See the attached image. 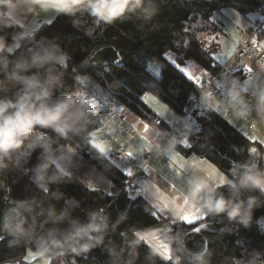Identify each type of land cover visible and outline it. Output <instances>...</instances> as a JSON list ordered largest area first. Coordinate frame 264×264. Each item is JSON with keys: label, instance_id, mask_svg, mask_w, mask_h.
Listing matches in <instances>:
<instances>
[{"label": "trees", "instance_id": "1", "mask_svg": "<svg viewBox=\"0 0 264 264\" xmlns=\"http://www.w3.org/2000/svg\"><path fill=\"white\" fill-rule=\"evenodd\" d=\"M14 1L0 0V101L18 102L28 89L25 80L35 76L51 90L45 101L49 106L72 101L68 113L74 114L75 123L67 136L37 126L27 138H19V147L0 153V178L8 209L5 236L0 240V263L23 264L27 249L43 246L52 264L61 260L69 264H240L246 255L250 264H264V225L260 222L264 219V192L251 183H242L248 175H264V164L259 161L253 165V142L213 109L196 106L192 110L191 117L200 124V131L189 150L205 155L230 176L231 181L219 185L213 197L223 196L240 208L235 218H229L227 211L209 212L207 219L223 220L235 228L206 231L208 250L204 255L194 256L184 250L181 236L191 225L182 222H173L170 253L162 255L137 234L158 220L145 197L132 196L126 190L114 197L103 189L89 188L50 159L57 147L71 145L120 186L126 178L89 143L98 114L119 104L152 127L169 128L142 95L151 91L181 116L200 87L163 54L173 50L181 62L192 58L214 72L218 67L212 50L222 30L215 12L232 7L241 13H263L264 0H128L130 10L109 22L97 20L86 10L64 9L28 34H22L21 27L6 14ZM133 4L137 6L131 8ZM42 37L66 54L64 65L51 55L43 67L32 65L35 53H48L38 41ZM105 44H114L121 60L86 66L94 48ZM151 58L163 63L159 76L149 69ZM76 64L82 68L77 70ZM53 68L54 76L50 74ZM236 90L245 97L241 88ZM81 92L93 97L95 103L90 105ZM12 111L15 109H9ZM34 175L47 184L46 192ZM103 208L100 226L89 229L79 240L83 254L71 251L60 259L62 245L71 244L77 229L88 225Z\"/></svg>", "mask_w": 264, "mask_h": 264}, {"label": "crops", "instance_id": "2", "mask_svg": "<svg viewBox=\"0 0 264 264\" xmlns=\"http://www.w3.org/2000/svg\"><path fill=\"white\" fill-rule=\"evenodd\" d=\"M40 3L41 0L14 1L11 5L16 4L19 10L13 18L18 19L21 15L23 18L19 22L24 23L34 16ZM261 16L259 11L241 13L232 7H223L215 12V19L221 23L222 30L215 41L214 50L223 47L222 55L219 56L213 54L212 50L215 66L220 67L230 59L242 34L256 25ZM247 61L254 71L247 72L239 65H230L232 74L225 78L222 94L214 98L202 97L198 106L218 112L244 134L253 142V146L258 147L260 161L264 164V23ZM206 72L210 71L201 66L196 73L186 76L197 82L199 76L196 75ZM236 87L241 88L245 97L238 93ZM205 98H208L209 104L205 103ZM168 116H159L168 126L179 118V114L172 109H169ZM168 129L152 127L129 108L118 104L107 112L99 113L96 124L89 132L90 145L112 162L126 179L130 176L126 177L122 171L134 174L126 151L139 157L143 156V152L147 153L143 174H139L135 182L137 184L139 181L138 195L150 202L158 220L155 224L138 230L137 234L164 256L169 255L174 240L173 222L189 224L188 221H191L196 224L206 220L210 212L206 206L208 197L211 196L214 202V190L231 181L230 176L208 157L189 150L200 131L199 123L193 121L176 131L168 140H164L162 132H167ZM96 168L100 175L93 179L95 184L92 189H103L113 194L118 186L117 182L112 176ZM259 176L264 179V175ZM42 184L47 187L44 181Z\"/></svg>", "mask_w": 264, "mask_h": 264}, {"label": "clouds", "instance_id": "3", "mask_svg": "<svg viewBox=\"0 0 264 264\" xmlns=\"http://www.w3.org/2000/svg\"><path fill=\"white\" fill-rule=\"evenodd\" d=\"M137 5H131V8ZM42 10L55 9L71 11L86 10L89 15L97 20L103 19L109 22L122 15L126 10H130L128 0H70V2H60L52 4H41ZM3 44L0 42V50ZM11 51V49H9ZM52 59L50 54L35 53L32 57V65L43 67L44 64ZM61 64L63 60L59 61ZM23 65H17L22 67ZM28 89L25 95L16 103L12 101H0V153L7 154L9 149L19 147L20 137L27 138V135L37 126L50 128L61 136H67L73 130L75 116L68 113V108L72 101L56 103L49 106L45 101L51 96V90L47 83H41L33 76L30 80H25ZM37 89H39L37 91ZM39 102V104H37ZM9 109L15 111L9 112ZM66 113H68L66 115ZM242 183H251L254 187L264 192V179L259 175H248ZM40 187L46 192L48 189L41 184ZM206 206L210 211L217 213L227 211L229 218H235L239 214L240 205H231L225 201L223 196L218 197L214 202L211 196L208 197ZM96 225H89V229L95 230ZM88 229L78 228L76 234L87 232Z\"/></svg>", "mask_w": 264, "mask_h": 264}, {"label": "rangeland", "instance_id": "4", "mask_svg": "<svg viewBox=\"0 0 264 264\" xmlns=\"http://www.w3.org/2000/svg\"><path fill=\"white\" fill-rule=\"evenodd\" d=\"M60 2H70V0H41V3L38 4L37 11L35 9L33 10V11H36L34 16H32L30 19H27L24 23L19 22V19L23 18L21 15L18 16V19L13 18V16H15V14H17V11L19 10L16 4H14V6L11 5L9 11L8 10L6 11V14L11 20H13L16 24H18L21 27V32H23L24 34H27L33 30H36L41 24L50 21L59 11H61V10H55V9H48V10H42V12L40 13L41 4H52V3H60ZM38 41L52 57H54L58 62L60 61V59H62L63 60L62 64L63 65L65 64V60L67 57L66 54L63 51H61L55 44H53L48 38L42 37ZM13 46L14 45H12L11 47ZM222 48L223 47L221 46V48L218 49L217 51L214 50L213 54H217L216 56L222 55V50H221ZM165 53H170L172 57H174V62H177L178 67L179 66L182 67V71H183L182 73H184L187 76L189 74L192 75V73H196L197 68L201 67V65L192 58L186 59L183 62H181L180 57L173 50H168ZM161 63L162 62L160 60L156 58H151L148 64L151 66V68L149 67V69L155 75H157L155 72L159 71V74H158L159 76ZM74 67L77 70L82 68L81 65H77V64L74 65ZM55 73H56V70L54 68L50 69V74L52 76H54ZM196 76H201V75H196ZM79 94L82 98L87 99L90 105H93L95 103V100L93 99V97L87 96L85 92H81ZM146 94L148 95L145 96ZM143 96H145V99L143 101L150 108H152L157 115L162 116L164 118L169 117L168 111L171 108L165 102H163L158 97H156L151 91L145 92L142 95V97ZM152 97H155L156 99H152ZM203 100L205 101L206 104L210 103L208 98H205ZM190 124H187V125H190ZM92 137L94 136L92 135ZM50 159L53 162H55L63 171L74 175L75 177H77L79 180H81L88 186L89 185L93 186V184H95L94 183L95 181H93V179L96 176L99 177L100 175V173L98 172L96 168L97 166L95 167L90 160L84 157L77 150L76 147H73L71 145L57 147L50 154ZM33 178L36 181L41 182V183L43 181V179L39 177L38 175H34ZM98 182H100V180ZM260 222L262 225H264V220H260ZM23 261H24L23 264H52V259L49 255L46 254V249L43 246H40L36 249H32V248L27 249L23 256ZM54 264H69V263L65 260H61Z\"/></svg>", "mask_w": 264, "mask_h": 264}, {"label": "built area", "instance_id": "5", "mask_svg": "<svg viewBox=\"0 0 264 264\" xmlns=\"http://www.w3.org/2000/svg\"><path fill=\"white\" fill-rule=\"evenodd\" d=\"M264 23V11L261 18L258 19L257 24L246 30L238 43L237 49L230 59L222 66L218 67L214 72H206L198 77L197 82H195L199 87L200 91L193 97V101L184 108L183 113L179 118L171 123L167 132H162L164 140H168L176 131L183 129L187 124L193 122L191 117V112L194 107L198 106L202 97L214 98L222 94L225 86V78L232 74L230 65H239L242 70L247 72L254 71V68L248 63V55L252 51L255 41L258 36V32ZM131 155H128V154ZM127 158L130 162L131 167L134 170V174L127 178L120 186L115 189L114 197L120 192L126 190L132 196H137L139 194V186H137L135 179L141 174L143 170L145 159L148 158L146 152H143V156L139 157L131 151H126ZM105 208L96 211L94 218L90 221L88 225L83 227V229L89 230V225L95 224L96 228L100 226L101 219H103ZM87 230V231H88ZM86 232H81L77 235L75 240L71 244H63V251L60 259L63 258L67 253L74 251L75 253L82 255L83 248L79 243V240Z\"/></svg>", "mask_w": 264, "mask_h": 264}, {"label": "water", "instance_id": "6", "mask_svg": "<svg viewBox=\"0 0 264 264\" xmlns=\"http://www.w3.org/2000/svg\"><path fill=\"white\" fill-rule=\"evenodd\" d=\"M121 54L119 49L114 44L100 45L88 55L86 66L100 67L111 63L119 62ZM250 156L253 165H257L260 161V151L256 146H250ZM5 189L0 178V240L5 236V224L8 218V209L5 204ZM199 231H194L193 228L186 230L182 236V246L185 251L194 256L204 255L208 250V240L205 235L206 231L222 230L229 227H234L223 220L206 219L195 224ZM250 256L246 255L240 260V264H250ZM0 264H20L19 261L2 262Z\"/></svg>", "mask_w": 264, "mask_h": 264}, {"label": "snow or ice", "instance_id": "7", "mask_svg": "<svg viewBox=\"0 0 264 264\" xmlns=\"http://www.w3.org/2000/svg\"><path fill=\"white\" fill-rule=\"evenodd\" d=\"M237 14H238V13H237ZM250 17H251V16H250ZM49 22H50V21H49ZM163 55H164L165 60H167L168 62L172 63L174 66L177 67V69H178L179 71L183 72V71H182V67H181V66L178 67L177 62H174V57H172V55H171L170 53H164ZM180 65H181V64H180ZM149 67L151 68L150 65H149ZM155 73L158 75V74H159V71H156ZM186 78H187V77H186ZM147 95H148V94H146L145 96H147ZM145 96L142 97V100L145 99ZM152 99H156V98H155V97H152ZM97 147H100V146H97ZM101 151H103V148H102V147H101ZM128 155H131V154L129 153ZM122 172L125 174L126 177H129V176L132 175L131 173L126 172V171H122ZM142 174H143V173H142V170H141V175H142ZM137 186H139V181H137ZM89 188H92V186L89 185ZM129 199H132V197L130 196ZM188 223H189V225H191V227L193 228L194 231H197V232L199 231V228L196 227L195 223H193V222H191V221H188Z\"/></svg>", "mask_w": 264, "mask_h": 264}]
</instances>
